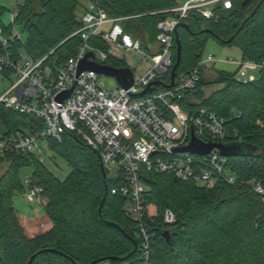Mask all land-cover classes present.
Wrapping results in <instances>:
<instances>
[{
	"label": "trees",
	"instance_id": "obj_1",
	"mask_svg": "<svg viewBox=\"0 0 264 264\" xmlns=\"http://www.w3.org/2000/svg\"><path fill=\"white\" fill-rule=\"evenodd\" d=\"M19 1L15 25L25 45L18 42L15 48L24 47L34 61L45 58L43 66L57 72L84 43L76 32L84 26L85 8L77 0ZM87 1L112 18H123L124 30L146 52L158 51V25L174 17L170 10L179 6L175 0ZM7 11L0 2V29L5 33L11 27L3 22ZM214 11L217 19L191 12L178 24L182 54L177 78L197 66L209 37L221 45H237L242 59L264 61V0H232L230 9L217 5ZM175 33L172 66L177 60ZM88 44L109 52L100 38L92 37ZM104 63L128 67L111 55ZM210 69H202L197 90L182 106L190 111L206 107L225 119L230 133L237 132L236 143L247 147L245 155L230 157L237 184L209 190L172 175L146 173L149 239L144 243L138 223L126 214L127 197L112 192L122 184L121 177H109L106 170L104 178L100 156L81 137L68 133L62 142H47V153L70 168L64 180L33 154L8 153L0 158V165H7L0 175V264H28L33 256L31 264H264V201L250 183L264 187V69L247 83L236 80V71H218L207 79ZM0 73L8 78L12 70ZM162 79L169 84L170 72ZM210 85L220 87L205 96ZM0 121L6 130L2 138L43 127L38 117L2 104ZM24 168L32 170L29 177L43 188L44 212L53 225L34 237L27 235L13 204L15 194L27 191L20 180ZM166 210L174 214L172 223L165 221Z\"/></svg>",
	"mask_w": 264,
	"mask_h": 264
},
{
	"label": "built area",
	"instance_id": "obj_2",
	"mask_svg": "<svg viewBox=\"0 0 264 264\" xmlns=\"http://www.w3.org/2000/svg\"><path fill=\"white\" fill-rule=\"evenodd\" d=\"M17 2L11 11L9 31L0 29V72L9 69L19 77L9 87L0 88V104L38 117L43 127L33 134L1 138L0 158L8 153L33 154L40 163L46 159L55 162L56 157L47 156L48 140L62 142L68 133L76 134L98 153L105 170L108 165L117 168L115 176L121 177L122 184L112 192L127 197L126 214L138 223L139 237L144 243L149 239L144 221V204L149 192L146 173L172 175L209 190L222 183L237 184L230 157L222 155L218 148L205 155L180 150L191 143L193 136L204 144L238 141L237 132L230 133L225 119L215 112L206 107L190 111L182 106L186 96L197 90L202 69L218 59L211 54L202 55L197 66L177 78L173 87L153 85L152 92L142 95L155 81L168 85L162 78L173 67L174 33L178 24L191 12L200 13L206 19H217L214 7L221 5L230 9L232 0H188L171 9L174 17L158 25V51L151 52V65L144 76L139 80L134 78L128 89L120 85L113 90L104 88L99 81L101 74L88 70L78 74V69L80 60L89 52L94 58L88 60L100 65H106L108 56L116 57L115 53L120 50L146 54L140 41L124 30L123 18H112L88 2L82 16L84 26L76 32L81 34L84 43L75 56L53 73L43 66L45 58L34 61L24 47L15 48L18 42L25 45L24 35L15 25ZM92 37L103 40L109 52L91 47L88 40ZM225 62L237 66L235 78L245 83L255 81L264 69V61L242 59L238 62L229 58ZM71 89L69 97L60 102L59 97ZM26 180L25 196L30 202L42 204L43 188L29 176ZM250 183L264 201V187L255 181ZM174 218L166 210L165 221L172 223Z\"/></svg>",
	"mask_w": 264,
	"mask_h": 264
},
{
	"label": "rangeland",
	"instance_id": "obj_3",
	"mask_svg": "<svg viewBox=\"0 0 264 264\" xmlns=\"http://www.w3.org/2000/svg\"><path fill=\"white\" fill-rule=\"evenodd\" d=\"M17 1L18 0H0V2L6 8L9 9V11H7V13L3 16V22L5 25H8L10 23L11 11ZM175 1L178 3V5H182L188 0H175ZM19 2H21V0ZM107 28L108 26L105 27V30ZM145 53L146 56L137 52H125L120 50L115 53V56L122 63L130 67L134 73V78L136 80H139L141 77L144 76L148 67L151 65L152 54L151 52H145ZM209 54L213 55L216 59L219 60L215 64L209 66L211 68L210 72L209 71L206 72V78L211 80L216 77L217 75L216 73L218 71L235 72L237 70L236 65L226 63L225 60H228L229 58H233L238 62L242 60V51L237 45L235 44L221 45L212 37L208 38V41L206 43V46L204 47V52H203L204 56H207ZM18 77H19L18 73H12L10 78L2 76V74L0 73V88L9 87L12 83H14L17 80ZM99 81L104 85V88L107 90H113L120 87V84L118 83L117 79L110 75L101 74ZM219 87H220L219 85H212V86L210 85L209 87L204 88L203 93L205 96H208ZM47 156H54V154L49 151L47 153ZM45 163L47 168L61 180H64L70 172V168L65 163V161L60 157L56 158V163L51 162L49 159H46ZM6 169H7V165L5 164L0 165V175ZM106 169L109 177H114L118 173V170L117 168H115V166L109 167L108 165L106 166ZM31 172L32 170L30 168H24L21 170L20 173V180L26 190L28 188L26 178L30 176ZM13 204L19 216V219L21 217L20 221L22 220V222H24V224L21 222L24 227L25 224H29V225L32 224L33 227L37 228L35 229L36 230L35 233L39 228H43L42 222L44 223V221L48 219L44 212V207L47 204L46 198H44L42 204H39L37 202H30L25 196V193H21V194L17 193L14 196ZM28 218H31L29 222L25 220ZM25 230H27L26 227ZM33 234L34 233H32V235Z\"/></svg>",
	"mask_w": 264,
	"mask_h": 264
},
{
	"label": "water",
	"instance_id": "obj_4",
	"mask_svg": "<svg viewBox=\"0 0 264 264\" xmlns=\"http://www.w3.org/2000/svg\"><path fill=\"white\" fill-rule=\"evenodd\" d=\"M181 26L186 27L184 24H180ZM176 36V43H177V54H176V63L173 65V67L170 70V76H171V82L168 85H165L161 81H155L153 83H150L149 86L142 92V95L146 94L147 92H152L155 87H152L153 85H164L166 87H173L175 83V79L177 77V68L181 61V44L179 42V35L178 31L176 30L175 33ZM232 38L227 41V43H231ZM94 58V54L92 52H89L83 59L79 62V69L78 74H80L83 71H95L99 74L103 75H110L117 79L118 83L125 89L130 88L133 85L134 82V73L130 67H123V68H116L109 65H100L94 61H89L88 58ZM72 89L66 92L65 94L61 95L59 97V101L62 102L64 99L69 97L71 94ZM214 148H218L222 155L227 157H236V156H243L245 155V151L247 150V147L245 145H242L240 143H232V144H204L200 142L195 136L192 137L191 143L185 147L180 149L181 151H189L194 154L199 155H205L210 153ZM102 171L104 178L107 177L106 170L102 164ZM168 237V234H166ZM35 256L32 257V259L28 262V264H31Z\"/></svg>",
	"mask_w": 264,
	"mask_h": 264
},
{
	"label": "crops",
	"instance_id": "obj_5",
	"mask_svg": "<svg viewBox=\"0 0 264 264\" xmlns=\"http://www.w3.org/2000/svg\"><path fill=\"white\" fill-rule=\"evenodd\" d=\"M77 1H79V3L85 8V6L86 5H88V2L89 1H87V0H77ZM6 132V130H5V128H4V126L2 125V123H1V121H0V139L2 138V136H3V134ZM20 219H21V217H20ZM30 219L31 218H28V219H25V220H27V222H29L30 221ZM21 222H22V220H21ZM23 224H24V222H22ZM21 223V224H22ZM22 224V225H23ZM42 225H43V228H39L38 230H37V232L35 233V229H37L36 227H33V225L32 224H25V227L27 228V230H26V232H28L27 233V235L29 236V237H34V236H36L37 234H43V233H46V232H48V231H50L51 229H52V223H51V221L49 220V219H47V220H45L44 221V223L42 222ZM24 227V226H23ZM24 227V228H25ZM33 230H34V232H33ZM30 233V234H29ZM32 233H34L33 235H32Z\"/></svg>",
	"mask_w": 264,
	"mask_h": 264
},
{
	"label": "bare ground",
	"instance_id": "obj_6",
	"mask_svg": "<svg viewBox=\"0 0 264 264\" xmlns=\"http://www.w3.org/2000/svg\"><path fill=\"white\" fill-rule=\"evenodd\" d=\"M176 79H177V77H176ZM176 79H175V81H176Z\"/></svg>",
	"mask_w": 264,
	"mask_h": 264
}]
</instances>
